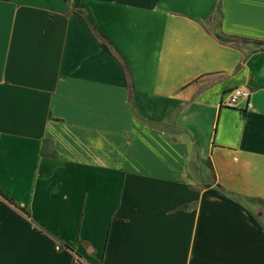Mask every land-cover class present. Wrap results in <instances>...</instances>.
<instances>
[{
	"label": "crops",
	"instance_id": "obj_1",
	"mask_svg": "<svg viewBox=\"0 0 264 264\" xmlns=\"http://www.w3.org/2000/svg\"><path fill=\"white\" fill-rule=\"evenodd\" d=\"M260 42L264 0H0V264H264Z\"/></svg>",
	"mask_w": 264,
	"mask_h": 264
},
{
	"label": "built area",
	"instance_id": "obj_2",
	"mask_svg": "<svg viewBox=\"0 0 264 264\" xmlns=\"http://www.w3.org/2000/svg\"><path fill=\"white\" fill-rule=\"evenodd\" d=\"M250 97H251V92L248 88H237L232 92H230L225 104L229 107H237L239 102L241 100H244L247 102V107L251 108L252 106L249 101Z\"/></svg>",
	"mask_w": 264,
	"mask_h": 264
},
{
	"label": "trees",
	"instance_id": "obj_3",
	"mask_svg": "<svg viewBox=\"0 0 264 264\" xmlns=\"http://www.w3.org/2000/svg\"><path fill=\"white\" fill-rule=\"evenodd\" d=\"M87 21L90 24V27H91V30H92L93 34L95 35V37L97 38V40L100 42V44L102 45V47H104L107 50H109V49L112 50L111 45L109 46L106 38L104 36H102L97 31V29L94 27V25H93V23H92V21H91V19L89 17L87 18ZM219 38L223 42H235L238 45H244L245 43H248L249 42V40H247V39L240 40L238 38H225V37H219ZM259 44L264 47V42H260ZM117 57H119L121 59V56L117 55Z\"/></svg>",
	"mask_w": 264,
	"mask_h": 264
},
{
	"label": "rangeland",
	"instance_id": "obj_4",
	"mask_svg": "<svg viewBox=\"0 0 264 264\" xmlns=\"http://www.w3.org/2000/svg\"><path fill=\"white\" fill-rule=\"evenodd\" d=\"M258 203L257 202H254V201H252V202H247V205L248 206H250L251 208H253V209H255V210H258L259 209V205H257Z\"/></svg>",
	"mask_w": 264,
	"mask_h": 264
}]
</instances>
